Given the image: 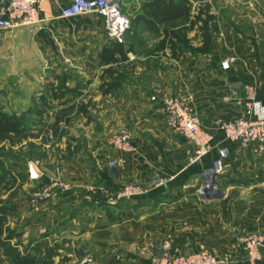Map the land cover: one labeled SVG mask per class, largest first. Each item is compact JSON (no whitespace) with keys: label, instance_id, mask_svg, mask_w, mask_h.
I'll return each mask as SVG.
<instances>
[{"label":"crops","instance_id":"1","mask_svg":"<svg viewBox=\"0 0 264 264\" xmlns=\"http://www.w3.org/2000/svg\"><path fill=\"white\" fill-rule=\"evenodd\" d=\"M72 1L44 5L37 26L0 31V49L13 54L7 66L19 77L23 95L31 98L37 92L50 100L51 86L68 78L71 88L81 85L80 96H69L66 106L54 101L51 112L57 114L74 105L77 109L82 103L86 106L67 128L70 148L78 150L61 171L74 189L55 193L37 208L35 220L54 223L59 229L54 242L70 244L68 257L77 252V263L90 256L95 264H155L157 254L151 246L170 243L173 255L204 251L224 264H264V244L262 259L253 263L241 240L244 235L264 234V151L257 144L243 147L226 140L216 126L246 112L251 104L246 98L248 85L256 89V107L264 108V0L204 2L211 7L209 14L216 18L219 32L216 35L210 22V52L186 51L180 58H174L169 48L159 49L163 25L149 28L143 22L149 18L146 5L157 0H122L132 22L138 18L142 22L132 27L124 47L125 51L132 48L128 60L114 66L121 76L112 92L101 88L111 82L103 78L111 64L104 63L101 55L114 45L106 42L104 19L97 13L63 18L62 9ZM224 6L228 13L222 10ZM201 7L193 1L192 18ZM200 26L188 32L197 50L203 47ZM116 57L121 60V55ZM228 57L235 63L225 71L221 64ZM23 97L20 112L30 106V99ZM175 97L186 101L203 130L229 151L221 191L212 202L202 201L194 185L217 151L198 165H189L196 147L168 127L162 105L165 98ZM122 130L132 134L130 149H119L111 142ZM66 136L58 143L62 153ZM111 161L123 164L110 167ZM158 175L171 178L167 188H152ZM54 177L46 175L42 183L48 185ZM85 182L113 191L138 185L146 192L117 206H95L86 198ZM65 249L62 245L56 258L64 256Z\"/></svg>","mask_w":264,"mask_h":264},{"label":"built area","instance_id":"2","mask_svg":"<svg viewBox=\"0 0 264 264\" xmlns=\"http://www.w3.org/2000/svg\"><path fill=\"white\" fill-rule=\"evenodd\" d=\"M57 0H0V31H12L22 27L37 26L41 23L42 7ZM97 13L104 19L105 31L110 42L127 44V35L132 27V19L125 12L122 0H73L61 12L63 18H74L82 15ZM235 63L233 57L226 58L221 68L229 70ZM247 100L251 103L246 112L238 118L217 123V127L224 133L225 139L239 143L243 147L257 144L264 151V108L256 107V89L245 87ZM153 101L156 98L152 99ZM162 105L167 117V125L175 133L183 134L195 145V152L189 159V165H198L202 159L211 155L215 150L210 167L204 170L202 178L194 185L196 195L204 202L214 201L221 191V177L224 172L225 161L229 151L218 144L214 136L203 130L202 123L196 112L186 101L179 97L165 98ZM132 134L129 130H122L112 138V144L119 149H130ZM123 161H111L110 167L121 166ZM28 175L32 181L41 180V171L34 164H29ZM171 182L169 177L156 176L152 180L154 188L166 187ZM73 186L62 181L61 176L55 175L53 182L38 187L31 200V207L37 209L55 193L70 192ZM86 198L95 206H117L123 202L139 199L145 194V189L138 185H127L120 191H113L104 187L87 186L84 188ZM246 245L249 260L257 263L262 259L264 234H249L241 238ZM157 256L155 264H224L208 252H198L188 256L173 255L171 244L152 245ZM81 264H94L90 256L83 258Z\"/></svg>","mask_w":264,"mask_h":264},{"label":"trees","instance_id":"3","mask_svg":"<svg viewBox=\"0 0 264 264\" xmlns=\"http://www.w3.org/2000/svg\"><path fill=\"white\" fill-rule=\"evenodd\" d=\"M193 1L200 2L202 7L198 15L192 18ZM207 0H157L149 5H146V16L149 18H143L144 24L149 28L156 27V23L164 26V38L159 44L160 50L169 48L174 58H180L186 51L196 54L200 52L208 54L210 52V46L213 42V36L210 34V22L213 23V30L216 35L219 32V27L216 23L214 15H210L211 7L204 2ZM153 19H152V18ZM151 18V19H150ZM142 22L138 18L135 22H132V27H138V24ZM199 23L202 26L199 27L202 32V43L203 47L198 50L192 46V39L188 38V32L192 31ZM131 27V29H132ZM131 31V30H130ZM130 31L127 35L129 37ZM113 47L101 55L104 63L111 64L110 68L104 71V77H109L111 82L104 83L101 88H106V92H112L117 88V81L120 76L119 71L115 69L119 62L127 61V54L132 52V48L125 51V45L113 43ZM121 55V60L116 55ZM67 76V75H66ZM67 79L64 78L61 83L56 86H51L49 93L51 99L48 100L44 95L39 98L37 105H32L28 110L18 113H8L0 110V143L9 142L10 145H14L17 142H21L26 138L27 133L30 130L28 126L29 119L37 117L40 119L41 124L45 125L43 134L45 138L44 144L46 145L50 132H53L56 136L58 135L60 123L62 122L63 113L71 112L75 109L74 106L60 111L56 114V119L52 125L46 126V117H49L50 112L54 110V101H59L60 106L67 105L69 96L76 98L80 96L81 85L77 84L74 88L67 85ZM86 106L84 103L78 108L79 111H83ZM61 136V134L59 135ZM60 139V137H58ZM57 138V140H58ZM67 153L63 159L69 160L73 153L70 145L67 147ZM75 153V151H74ZM0 157V184L6 183L7 186H15L17 182L16 177L12 169H7L5 163ZM12 175V178L8 180V176ZM15 177V178H14ZM9 186V187H10ZM17 212V205L9 202H2L0 205V249H5V254L10 260L11 264H54V259L60 255L62 245L55 243L49 245L48 241H43L39 245L30 248L27 246L24 251H21L18 246L12 245V238L19 236L18 233L11 232L10 229L5 228L6 219L9 215ZM6 236L3 238V235ZM10 234V235H9Z\"/></svg>","mask_w":264,"mask_h":264},{"label":"rangeland","instance_id":"4","mask_svg":"<svg viewBox=\"0 0 264 264\" xmlns=\"http://www.w3.org/2000/svg\"><path fill=\"white\" fill-rule=\"evenodd\" d=\"M225 8L226 6H224L222 10H225ZM226 11L228 13L229 10L227 9ZM128 40L129 39L127 37V41ZM144 40L145 38H141V41L144 42ZM107 41H109L108 38H106V42ZM12 60V53H7V51L4 49H0V110L8 113L20 114L22 113L20 112V104L22 103L21 100L25 99L23 96H25L27 99L30 97V95L22 94L21 87L23 85L21 84L19 77L17 75L11 74V68L7 65H9ZM69 74L73 76L78 75L72 74L70 72ZM32 96L33 97L29 98V107L34 104L37 105L39 98L41 97L37 96V92ZM16 100H18V102ZM93 105L94 108H97L96 103ZM78 113V108L72 110L71 112L63 113L62 128L60 126L61 130L57 136L53 132H50L46 145L44 144L45 138L43 134L45 125L41 124L40 119L35 116L29 119L28 126L30 127V130L27 133L25 139L19 143L17 142L14 145H10L9 142L0 143V157H2L1 159L3 160V163H5L7 169L13 170L14 176L17 180L15 186L13 187L10 185V187L7 186L6 183L0 184V205H2V202H9V204L15 203L17 205V212L7 217L5 228L8 230L10 229L11 232L19 234V236L12 238L11 244L18 246L21 251H24L27 246H30V248L33 249V247L39 245V243L43 241H48L49 245L55 244L53 239L59 232V229L55 228L54 223L51 224L48 222V220L46 222H42L41 224L35 220L37 213L39 212L37 209L31 207V200L34 193L38 190V187L46 186V184L42 183V177H45L46 175L52 174L55 176L59 174L64 183L69 185L71 184L67 182L68 180H65L61 170L63 164L68 161L63 159L65 155L69 153L67 152V147L69 145L71 146V138L68 136L69 130L67 131V128L70 126V121L74 118H77L76 116ZM55 119L56 113L51 112L49 117H46V126L52 125ZM60 134L61 136H59ZM65 134L68 136H66L65 140L67 147L65 148L64 153H62L58 143ZM58 137H60V139ZM81 137L83 138V135L79 138ZM77 150L78 148L74 149L75 152ZM74 151H72V153ZM29 164L36 165L41 171L40 181L35 182L30 179L27 171ZM158 176L166 177L162 175ZM11 178L12 175H9L8 180ZM84 184L86 186L95 185L93 182H85ZM71 186L74 187L73 184ZM167 187L168 186L158 187L156 189H164ZM152 188L154 187L152 186ZM6 234L7 232H5L3 238L6 236ZM62 245H65L66 248L63 253L64 256L56 258L54 260V264H81L83 258H81L78 263L76 262L75 257H80L77 252L72 253L73 256L68 257L71 247L69 246L70 244H63L62 242ZM5 251V249H0V264H11L10 260L5 254Z\"/></svg>","mask_w":264,"mask_h":264}]
</instances>
